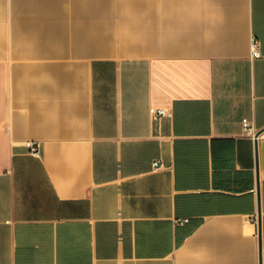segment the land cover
I'll use <instances>...</instances> for the list:
<instances>
[{
  "label": "crops",
  "instance_id": "1",
  "mask_svg": "<svg viewBox=\"0 0 264 264\" xmlns=\"http://www.w3.org/2000/svg\"><path fill=\"white\" fill-rule=\"evenodd\" d=\"M245 117L264 0H0V264H264Z\"/></svg>",
  "mask_w": 264,
  "mask_h": 264
},
{
  "label": "built area",
  "instance_id": "2",
  "mask_svg": "<svg viewBox=\"0 0 264 264\" xmlns=\"http://www.w3.org/2000/svg\"><path fill=\"white\" fill-rule=\"evenodd\" d=\"M251 51H252L253 57H260L262 55L261 49H260V43L256 38H254L252 41ZM169 116H171V112L166 108H155L153 110V119L156 122L161 120L163 117H169ZM242 126H243V130H244L245 134H247L253 138L256 137L257 130L255 128L253 121L250 118H248V117L243 118ZM260 136H264V132L261 133ZM26 145L28 147H30L31 152H33L34 154L39 153V142L28 141L26 143ZM156 165H157V162H155V166ZM188 221L189 220L187 218H185L181 221V223H186Z\"/></svg>",
  "mask_w": 264,
  "mask_h": 264
},
{
  "label": "water",
  "instance_id": "3",
  "mask_svg": "<svg viewBox=\"0 0 264 264\" xmlns=\"http://www.w3.org/2000/svg\"><path fill=\"white\" fill-rule=\"evenodd\" d=\"M264 132V129L258 131L256 133V145H257V139L259 138L260 134ZM258 163V162H257ZM257 174H258V164H257ZM257 191H258V198L260 200V183H259V176L257 175ZM258 224H259V245H260V252H261V248H262V224H261V211L259 208V220H258Z\"/></svg>",
  "mask_w": 264,
  "mask_h": 264
}]
</instances>
